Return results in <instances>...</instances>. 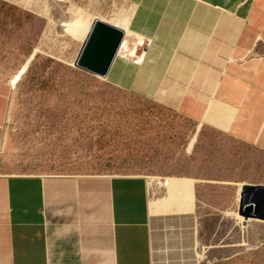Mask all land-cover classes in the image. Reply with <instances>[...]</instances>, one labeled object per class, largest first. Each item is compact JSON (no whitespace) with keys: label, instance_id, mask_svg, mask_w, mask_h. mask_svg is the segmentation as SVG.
<instances>
[{"label":"crops","instance_id":"1","mask_svg":"<svg viewBox=\"0 0 264 264\" xmlns=\"http://www.w3.org/2000/svg\"><path fill=\"white\" fill-rule=\"evenodd\" d=\"M120 1L126 29L142 44L118 52L106 80L264 151V0ZM12 89L0 77V149ZM180 179L197 189L216 184L232 202L233 184H254ZM147 190L148 180L131 177L0 174V264H152L150 203L170 198L154 190L147 200ZM201 199L172 207L191 206L198 219V205L211 206ZM162 213L161 221L172 220Z\"/></svg>","mask_w":264,"mask_h":264},{"label":"rangeland","instance_id":"2","mask_svg":"<svg viewBox=\"0 0 264 264\" xmlns=\"http://www.w3.org/2000/svg\"><path fill=\"white\" fill-rule=\"evenodd\" d=\"M124 7L120 0H0V77L9 79L39 48L12 89L0 174L237 178L264 186V151L74 65L79 43L65 32L67 15L110 18ZM215 185L176 180L157 188L161 198L202 195L211 206L200 203L198 219L169 224L152 244L163 242L176 257L198 254L199 264H264V214L244 213L240 186L226 194L232 202Z\"/></svg>","mask_w":264,"mask_h":264},{"label":"bare ground","instance_id":"3","mask_svg":"<svg viewBox=\"0 0 264 264\" xmlns=\"http://www.w3.org/2000/svg\"><path fill=\"white\" fill-rule=\"evenodd\" d=\"M66 13H68V12H66ZM67 18H69V19L65 23H63V25L65 27V32L68 35V37H70V39L72 40L73 43H79L78 51L80 50L82 43L84 42L86 36L88 35V33L92 27L93 22L96 19H101V20H104L106 22H109L113 26H115L116 28L124 31V38L122 40V44H121L118 52L125 54V55H129V54H132L135 52L138 45L142 44L141 38H139L138 40L137 39L136 40L131 39L132 37H134V35L132 32H130L129 30L126 29L127 16L124 15V13L116 12L112 16H110V18L96 16V17H92L90 20L87 17H85L79 13H76L72 17H70V16L68 17V15H67ZM38 51H39L38 47L34 48L33 51L27 57V59L25 60V62L21 65V67L9 77V81L12 85V88H15L16 84L18 83L21 76L25 72L31 58L34 56V53H36ZM75 60H76V57L74 58L73 63H75ZM100 77L105 78V76H100ZM195 139H196V135H194L191 138V140L188 144V147H187L188 152H191V150L193 148V144L195 142ZM176 180H177L176 178H172V184ZM178 181H182L185 183L189 182L186 179H180V178L178 179ZM244 184H245L244 182L239 184L240 191H241V193H240L241 200L243 201V204H244V207H243V209L245 210L244 213L248 216L256 217L257 214H259L257 212L260 211V209H258V210H256V209L258 207L261 208L262 206H264V186L257 185V186H259V190L246 192L244 190V186H245ZM241 186H243L242 189H241ZM182 199L184 201L186 200V198H182ZM177 201H178V199H175V198H172V199L170 198L166 202L165 201H158L155 199L151 200L150 211H151V223H152V231H153V239L154 240L158 239V235L160 236V234H161V236H162L164 234L163 233L164 229L167 228V226L169 224L175 223V222H180L182 220L189 219V218H194L193 213H191L192 212L191 206L185 208L184 205H178V206H176V208H173L172 203H176ZM255 207H256V209H254ZM164 210L166 212H168V210H170L171 218H172L171 221H169V222L161 221L162 215H163L162 212H164ZM229 212H231V211H229ZM252 212L255 213L254 216H252V214H251ZM242 219L248 220V219H245L244 217H242ZM249 220H253V219L250 218ZM254 220H259V219L255 218ZM164 247L165 246H164L163 242H158V243L155 242V245H154V264H178V261H177L178 258H179V264H184V263L199 264L198 254L196 257H176V255H174L169 249H165ZM169 253L172 256V259H170Z\"/></svg>","mask_w":264,"mask_h":264},{"label":"water","instance_id":"4","mask_svg":"<svg viewBox=\"0 0 264 264\" xmlns=\"http://www.w3.org/2000/svg\"><path fill=\"white\" fill-rule=\"evenodd\" d=\"M124 31L116 28L111 23L96 19L78 52L74 65L99 76L107 72L117 55ZM246 192L257 191L259 186L247 183Z\"/></svg>","mask_w":264,"mask_h":264},{"label":"built area","instance_id":"5","mask_svg":"<svg viewBox=\"0 0 264 264\" xmlns=\"http://www.w3.org/2000/svg\"><path fill=\"white\" fill-rule=\"evenodd\" d=\"M172 185V178L169 176L162 177L161 180H156V178L151 179L148 181V190L149 193L153 190L158 189H167L170 188Z\"/></svg>","mask_w":264,"mask_h":264}]
</instances>
